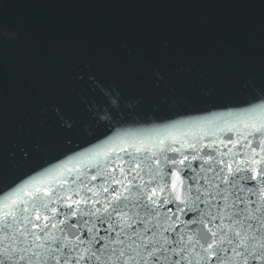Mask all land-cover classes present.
Masks as SVG:
<instances>
[{"label":"snow or ice","instance_id":"6c2138e0","mask_svg":"<svg viewBox=\"0 0 264 264\" xmlns=\"http://www.w3.org/2000/svg\"><path fill=\"white\" fill-rule=\"evenodd\" d=\"M20 38L19 30L0 24V52ZM197 40L193 35L191 43H182L167 33L138 44L125 40L117 57L137 84L150 83L155 90L169 85L176 93V81L198 86L194 75L203 79ZM215 48L225 57L236 55L229 40L216 41ZM113 69L118 70L115 61L111 69L102 68L87 49L80 51L68 78L72 87L41 80L23 98L25 104L39 100L35 123L31 116L20 124L11 121L10 140L9 125L0 127L6 146L0 166V264H264V76L257 84L256 75L240 65L259 100L243 110V120L208 127L222 115L210 113L214 119L193 117L187 125L199 134L136 139L116 128L139 114L134 111L139 101L122 106L132 90L113 77ZM77 84L87 85V95ZM6 104L0 91V111ZM81 112L95 124L87 135L97 143L86 140L84 146L67 135L77 129ZM101 128L116 130L99 139ZM37 129L65 135L59 144L45 143ZM7 161L26 167L9 168Z\"/></svg>","mask_w":264,"mask_h":264},{"label":"water","instance_id":"95a60500","mask_svg":"<svg viewBox=\"0 0 264 264\" xmlns=\"http://www.w3.org/2000/svg\"><path fill=\"white\" fill-rule=\"evenodd\" d=\"M0 24L19 30L21 36L19 44L0 52V91L7 98L6 108L0 111V127L9 125V140L15 134L11 121L20 124L31 116L35 123L39 118V100L28 104L23 100L31 96L32 87L41 80L49 84L54 80L65 81L72 87L68 80L71 66L84 49L102 68L111 69L113 62L117 63L118 70H112L113 77L126 82L132 90L123 107L139 101L134 110L139 114L116 124L121 134L132 138L146 139L169 133L199 134V128L187 126L192 124L191 118L214 119L210 113L222 114L214 119L213 125L207 126L223 127L225 122L245 119L243 110L259 102L258 93L246 86L247 77L242 76L240 65H246L256 75L257 84L264 76L261 71L264 56L261 0H0ZM161 33L170 34L182 43H191L193 35L198 37L194 52L203 74V79L194 75L199 80L198 86L181 79L174 84L176 93L169 91V85L155 90L150 83L134 82L131 70L118 60L121 41L138 44ZM221 39L233 42L236 55L225 57L215 48L216 41ZM75 86L87 95L86 84ZM115 86L123 87L118 81ZM208 91L213 97L204 95ZM174 102L178 106L173 107ZM73 104L78 106L76 100ZM154 105L158 107L152 111ZM81 117L77 129L67 135L84 146H87L86 140L97 143V139L87 135L96 128L95 124L87 113L81 112ZM175 120H184L187 124L173 126ZM116 128L98 129L96 136L104 139ZM37 133L45 143L55 140L57 144L65 135L51 129H37ZM217 135L223 139L218 129ZM209 137L215 138L212 132ZM5 147L0 141V166L6 163ZM7 164L9 168L15 165L20 170L26 167L21 161H7ZM89 181L92 182L90 177Z\"/></svg>","mask_w":264,"mask_h":264}]
</instances>
